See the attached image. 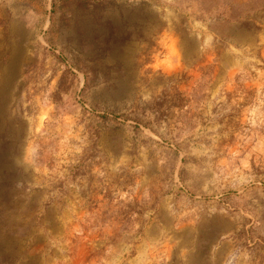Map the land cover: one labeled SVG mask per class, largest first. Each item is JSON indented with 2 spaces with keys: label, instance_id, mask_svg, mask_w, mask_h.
I'll use <instances>...</instances> for the list:
<instances>
[{
  "label": "rangeland",
  "instance_id": "rangeland-1",
  "mask_svg": "<svg viewBox=\"0 0 264 264\" xmlns=\"http://www.w3.org/2000/svg\"><path fill=\"white\" fill-rule=\"evenodd\" d=\"M0 264H264V0H0Z\"/></svg>",
  "mask_w": 264,
  "mask_h": 264
}]
</instances>
